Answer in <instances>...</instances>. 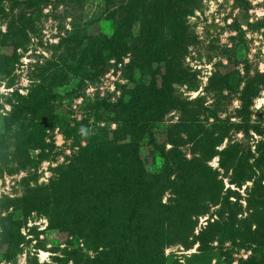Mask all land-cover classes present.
Segmentation results:
<instances>
[{
  "label": "trees",
  "instance_id": "1",
  "mask_svg": "<svg viewBox=\"0 0 264 264\" xmlns=\"http://www.w3.org/2000/svg\"><path fill=\"white\" fill-rule=\"evenodd\" d=\"M3 1L6 0H0V3ZM28 6L32 7V4L29 3ZM198 6L197 0H185L184 6L179 5L177 0H141L140 2L135 0L128 9L121 12L118 19L113 16L112 25L115 28L110 37L89 33L90 35H86L89 38L86 45L82 46L84 38L70 35L57 44L62 49V53L58 54L56 58L58 61L51 60L56 67L52 73L55 79L53 81H56V77L61 79V76L67 77L70 74L80 82L94 80L105 71L99 69V65L105 64L110 58L127 54L130 57L128 72L138 70L141 77L148 75V83L143 81L134 83L126 101L123 97L113 104L105 100L98 101L101 102L99 107L107 112L112 113V108L115 110L113 122L117 128L113 130L110 138L101 137L99 130L91 135L86 128V120H76V123L68 125L59 118L55 114L54 107H49L47 102L55 99L53 89L60 86L47 83L48 69L43 70L36 64L37 62L34 64V70H38L33 76L36 82H33L26 95L19 94L17 89L11 92L13 95L7 102L10 110L1 118L0 174L11 164V159L17 161L23 159L21 163L27 165L31 161L28 149L38 148L43 151L47 145L46 132H52L56 128L67 139L71 137H76L78 141L81 138L85 139L86 149L79 151L77 159L68 166L59 183L29 189L23 196L24 199L20 201L19 210L24 212V216L32 212L45 213L49 204H56L65 199V212L68 209L77 214L79 209L91 207V215H93L97 210L96 214L99 216L95 218L97 220L92 222L91 218L92 233L96 235L102 233L104 229L103 216L109 219L111 217L112 220L106 224L108 234L116 236L120 231H127L129 235L133 227L137 228L135 230L139 233L135 234L136 236L131 238L126 236L122 240H117L122 248L118 256L111 253L113 255L110 264L146 262L140 252L141 246L147 251V259H149L147 262H149L156 250L158 252L155 255L160 256L165 245L174 243L175 238L180 237L185 244L187 232L192 233L196 223L192 219L193 216L209 214L210 208L217 205L220 208L210 214V216L216 215L217 218L207 222L206 227L192 240V243L196 240L204 245L214 238L215 233H218L222 239L241 238L240 246L247 242L249 245L257 243L255 247L264 245V185L261 184L264 180V170L258 172L257 176L253 167V163L264 167V142L256 143L255 148L259 153L256 159L248 144L242 146L234 142L223 147L221 151L214 152V148L221 145L224 139L230 140L229 137L233 133L242 131L243 136L249 138H251L250 132L258 136L262 134L261 123H251L250 109L259 88L250 82L243 88L240 107L234 114L238 119L236 123L229 121L230 117L221 120L217 116L220 106L214 104L210 110L203 104L202 98L185 99L181 103L184 108H180L171 102L173 99L168 92L169 86L174 83L181 84L184 78L182 71L181 73L179 71L184 55L181 52L182 36L186 28L183 26V16L192 13ZM0 11L4 13L1 8ZM23 18L24 15L19 17L21 21H25ZM134 25H137V35L132 34L131 29ZM165 32H168L171 38L166 37ZM2 40L0 41V76L8 78L17 61L16 50L23 46L25 37L17 38L12 42H7V39ZM78 55V59L73 61ZM50 64L49 68H51ZM154 64L156 67L153 68ZM85 65L89 68H85ZM129 78L131 79V76ZM157 81L160 83L158 84ZM229 92L234 94L235 88ZM194 104L196 107L192 108ZM1 109L2 105H0ZM175 109H180L179 120L185 121L183 125L188 124L189 129L193 127L192 130H199V144H206L202 147L211 149L210 155L203 161L206 162L218 153V165L222 172L201 164L196 158L186 160L185 157H177L173 150L164 151L166 143L175 147L191 141L192 137L189 136L187 127L180 131L170 129L166 132V140L158 147L165 152L162 155L165 163L153 176H149L144 171L139 157L140 144L145 140L150 126L161 122ZM93 112L88 111V116L90 114L92 116ZM185 113L189 117L185 116ZM201 117L206 121L211 117L215 119L217 123L212 127V131H207V128L200 123ZM174 125L176 128L179 124ZM183 134L186 135L185 139L182 137ZM9 138L14 139L12 148L8 144ZM150 143L156 146L152 137ZM251 158L253 162L249 163ZM98 162L104 168L108 166L115 168L113 177L107 179L102 175V170L97 166ZM103 163L105 166L102 165ZM84 170L91 172L87 180ZM133 173L135 175L131 178L130 175ZM221 175L229 176L228 183L238 188L245 182L252 181V186L246 189L245 203L249 213L245 217L238 219L237 216L243 211L238 202L239 197L233 203L229 200L232 194L237 192L230 187L223 191L224 183L219 178ZM171 176H174L172 180ZM127 177L129 180L124 183ZM166 190L172 191L173 197L169 199L172 204L161 203V197ZM12 203L10 198L0 200V249L6 250L5 258H9L11 253L14 255L11 251L13 247L18 246L15 240L16 228L10 223L12 216H1L3 209H8ZM57 211L59 214H64L63 209ZM75 219L78 220L79 217ZM253 224L254 230L251 229ZM109 246L115 247V241L109 242ZM193 256L197 255L193 254ZM248 264H264V256L258 261L250 258Z\"/></svg>",
  "mask_w": 264,
  "mask_h": 264
},
{
  "label": "rangeland",
  "instance_id": "2",
  "mask_svg": "<svg viewBox=\"0 0 264 264\" xmlns=\"http://www.w3.org/2000/svg\"><path fill=\"white\" fill-rule=\"evenodd\" d=\"M134 1L6 0L0 3V8L4 12L0 11V41L7 39V42H12L17 38L25 37L23 46L16 50L17 61L12 74L8 78L0 76V105H2L0 125L1 118L6 116L10 110L7 102L13 95L11 92L17 89L19 94L26 95L33 82H36L33 76L36 72L38 73V70H34V64L37 62L36 64L43 70L48 69L47 83L60 86L53 89L55 99L47 102L49 107H54L55 114L68 125L86 120V128L91 135L99 130L101 137L110 138L113 130L117 128L113 122L115 110L112 108V113L107 112L99 107L101 102L98 101L105 100L113 104L120 97L126 101L128 92L133 88L134 83L137 81L148 83V75L141 77L138 70L128 72L130 57L127 54L118 58H110L105 64L99 65V69L105 71L94 80L80 82L70 74L67 77L61 76V79L56 77V81H53L55 79L52 73L56 67L53 65L54 61L51 60L58 61L56 58L62 49L57 44L70 35L84 38L82 46H85L89 39L86 35L104 34L110 37L115 28L112 25L113 16L118 19L121 12L128 9ZM198 1V8L183 16V26L186 28L182 36V49L180 48L184 55L179 71L180 73L182 71L184 78L181 84L174 83L168 87L169 95L173 99L171 102L184 108L181 103L185 99L202 98L203 104L207 105L210 110L214 104L217 107L220 106L217 116L221 120L230 117L229 121L236 123L238 119L234 114L240 107V95L243 88L249 82L257 85L259 91L250 108L252 110L251 123H261L262 134L258 136L250 132L251 138H249L243 136L242 131L236 132L231 134L230 140L224 139L221 145L214 148V152H219L223 147L234 142L242 146L248 144L256 159L259 155L255 148L256 143L264 142V0ZM177 2L182 6L185 4V0H177ZM29 3L32 7L28 6ZM22 15L25 21L19 19ZM131 30L133 35H137V25H134ZM165 36L171 38L168 32H165ZM78 57L79 55L73 61ZM88 66L85 65V68H89ZM154 67L156 64L153 65ZM259 74L261 76H258ZM157 83L159 84L160 81ZM233 88H235V93L230 94L229 91ZM195 107L196 104L192 106V108ZM88 111H94L92 116L91 114L88 116ZM179 115L180 109H175L161 122L154 123L150 126L145 140L140 144L139 157L144 171L149 176L160 171L165 163L162 156L165 152L158 147L166 140V132L170 129L180 131L188 125H183L185 121L181 122ZM185 116L188 114L185 113ZM177 123L179 125L175 128L174 124ZM200 123L207 128V131H212V127L217 122L212 117L207 121L201 117ZM192 128H186L189 136L192 137L191 141L175 147L166 143L164 151L173 150V153L178 155L177 157L182 156L186 160L196 158L201 164L222 172L218 165V153L206 162L203 161L210 155L211 149L207 150L202 147L206 144H199V130H192ZM151 137L156 142V146L150 143ZM182 137L185 139L186 135L183 134ZM13 142V138L8 139L11 148ZM45 142L47 145L43 151L38 148L28 149L31 161L27 165L21 163L23 159L20 161L11 159V164L5 167L3 173L0 174V200L10 198L13 201L8 209H3L1 216H12L10 223L16 228L15 240L18 242V246L13 247L11 251L14 255L11 253L9 258H5L6 250L0 249V264H110L112 255L118 256L122 248L117 240H122L126 236L130 238L136 236L135 234L139 233L135 230L137 228L133 227L129 235L127 231H120L116 236L108 234L106 224L112 220H110L111 217L109 219L103 216L104 221L101 217L100 219L104 223L102 224L104 229L102 233L96 235L92 233L91 218L92 222L97 220L95 219L99 217L96 214L97 210L93 215H91V207L79 209L77 214L68 209L65 212V199L56 204H49L45 213L41 214L32 212L24 216V212L19 210L20 201L24 199L23 196L28 193L29 189L59 183L68 166L77 159L79 151L86 149L85 139L81 138L80 141L76 137L67 139L57 128L52 132H46ZM252 162L251 158L249 163ZM102 165L105 166V163ZM97 166L107 179L113 177L115 168L112 169V166L104 168L99 162ZM253 167L257 176L260 171L264 170L263 166L255 163ZM83 173L85 180L91 175L88 170H84ZM134 175L135 173L130 177ZM228 177L221 175L219 178L224 183L223 191L230 187L237 192L233 193L229 200L233 203L239 197L238 202L243 209L242 213L237 216L240 219L249 213L246 209L245 198H247L246 189L252 186V181L245 182L238 188L228 183ZM173 178L174 176L170 177L171 180ZM124 180V183H127L126 180L129 179L127 177ZM63 184L68 185V183ZM261 184L264 185V180ZM171 193L170 190L164 192L161 197L162 204H172L169 201L173 197ZM219 208L217 205L210 208L209 214L198 217L194 215L192 219L196 223L192 233L187 232L185 244L184 240L177 237L174 243L165 245L160 256L155 255L158 252L156 250L149 262L153 264H248L250 258L258 261L264 256V245L255 247L257 243L249 245L247 242L240 246L241 238L222 239L218 233H215L214 238L204 245L196 240L192 243V240L206 227L207 222H212L217 218L216 215L210 216V214ZM58 209H63L64 214H59ZM78 217L79 219L76 220L75 218ZM254 227L253 224L251 229L254 230ZM243 236L247 235L243 234ZM112 241H115V247L109 246V242ZM140 252L146 262L137 264H150L147 262L149 260L147 251L143 246L140 247Z\"/></svg>",
  "mask_w": 264,
  "mask_h": 264
}]
</instances>
